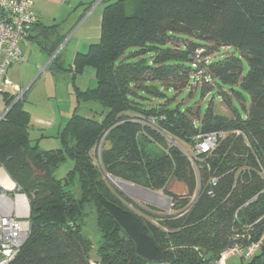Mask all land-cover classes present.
Here are the masks:
<instances>
[{
    "label": "trees",
    "instance_id": "obj_1",
    "mask_svg": "<svg viewBox=\"0 0 264 264\" xmlns=\"http://www.w3.org/2000/svg\"><path fill=\"white\" fill-rule=\"evenodd\" d=\"M62 40L59 36L50 53ZM230 48L238 55L219 56ZM88 65L95 69L96 85L77 87L78 105L58 135V148L44 150L33 142L26 93L15 101L4 92L9 110L0 120V166L29 197L32 224L11 264H92L93 243L83 233L91 206L102 235L97 249L102 264H210L225 250L260 241L264 0L107 3L100 40L76 54L70 71L75 77ZM200 84L203 97L216 90L233 116L208 108L201 117L198 109H170L169 99L156 105L146 96H162L159 87L177 94ZM243 92L251 98L248 108ZM232 97L243 105L244 116ZM92 101L107 109L102 120L78 113L81 103ZM212 132L222 136L209 151H199ZM67 158L73 166L58 178L55 171ZM109 177L161 191L172 209L137 204ZM172 181L188 192L171 189ZM261 241L247 264H264Z\"/></svg>",
    "mask_w": 264,
    "mask_h": 264
},
{
    "label": "rangeland",
    "instance_id": "obj_2",
    "mask_svg": "<svg viewBox=\"0 0 264 264\" xmlns=\"http://www.w3.org/2000/svg\"><path fill=\"white\" fill-rule=\"evenodd\" d=\"M116 0H36L35 9L40 14L44 26L50 29V38L59 35L63 37L54 53H50L44 48L42 42L33 40L28 47V57L22 66H18L16 72V81L27 89V95L24 98V108L31 114L30 134L34 143L38 142L41 149L49 150L61 146V139L58 136L64 128L69 118L74 113L78 102L76 97L77 87L80 89L93 88L96 85L95 69L88 65L84 68L81 74L73 76L74 70H71L76 54L88 51L90 45L100 40L101 34V18L102 10L107 3L115 2ZM53 27V28H52ZM56 33V34H55ZM58 53L57 61L50 63L53 55ZM227 53L238 52L234 48L229 50L221 49L220 57ZM215 54H212L214 57ZM50 63V64H49ZM38 66V68H37ZM47 66V68H45ZM61 66L60 70L58 67ZM57 67L55 69H52ZM45 68V69H44ZM44 69V70H43ZM67 69V70H66ZM200 85L192 89L185 88L183 91L175 94L173 90L165 87H159L162 96L146 95L149 101L159 105L169 99L167 107L170 109L179 108L182 111H187L189 108L199 110L202 117L208 108L217 115L227 117L233 116L232 109L228 108L221 95L216 90L211 91L206 97L202 96ZM245 96V105L248 108L251 103L250 95L243 92ZM151 98V99H150ZM213 102L210 104V100ZM232 105L241 115H245V109L241 102L232 97ZM5 102L4 92L0 91V115L4 113ZM107 112L99 102H83L79 106L78 113L91 117L96 120H102ZM60 128L58 129V127ZM59 130V131H58ZM56 144V145H55ZM55 146V147H54ZM73 166L71 158H67L56 169L55 174L58 178L65 177ZM117 179V178H115ZM114 187L122 190L123 185L114 178L109 177ZM120 180V179H118ZM121 182H124L121 180ZM171 189L181 194L188 192L187 186L183 183L172 181ZM74 191L79 194L78 183L74 185ZM126 195V194H125ZM161 197L165 199L164 206L171 210V200L161 193ZM17 200L16 197H14ZM136 202L144 204L141 199H134ZM142 206V205H141ZM135 205L137 210L142 207ZM143 206H149L144 204ZM155 208V207H154ZM88 215L83 226V233L88 236L93 243L91 250V259L99 261L97 249L102 241L101 232L97 226L96 210L93 206L88 207ZM143 210V209H141ZM156 222L157 219L151 216ZM158 225V224H157ZM264 238V234L262 239ZM261 239V240H262ZM255 242L248 247H242V254L233 253L228 255L224 262L220 259L211 262L210 264H247L251 257H246L247 249L252 245H256L262 241ZM167 264L166 262H149L147 264Z\"/></svg>",
    "mask_w": 264,
    "mask_h": 264
},
{
    "label": "built area",
    "instance_id": "obj_3",
    "mask_svg": "<svg viewBox=\"0 0 264 264\" xmlns=\"http://www.w3.org/2000/svg\"><path fill=\"white\" fill-rule=\"evenodd\" d=\"M35 1L0 0V91L14 95L15 101L23 99L27 89L10 79L8 72L14 64L24 61L21 44L39 22L40 17L34 7ZM220 136L221 132L206 135L198 144V150L209 151L216 145ZM170 203L172 207V200ZM18 207L23 209L25 216L21 217L17 213ZM31 228L30 202L27 194L17 184L11 190L0 187V264L12 263L27 242ZM259 248L260 243L252 245L247 249L245 256L248 258L253 256ZM242 252L239 246L225 250L220 261L224 262L230 254Z\"/></svg>",
    "mask_w": 264,
    "mask_h": 264
},
{
    "label": "crops",
    "instance_id": "obj_4",
    "mask_svg": "<svg viewBox=\"0 0 264 264\" xmlns=\"http://www.w3.org/2000/svg\"><path fill=\"white\" fill-rule=\"evenodd\" d=\"M34 7H35V5H34ZM36 12H37V10H36ZM39 17H40L39 22L33 28L30 35L26 39H24V41L21 44L23 54H24V61L22 63L14 64L8 72V77L10 79H12L17 84H19V83L16 81V79H17L16 77L19 76V74H18V72H16V69L18 68V66H22L24 64V62L26 61V58L28 57V47L30 46V44H32L33 40H38V41L42 42L44 48L47 49L49 52H51L50 48L53 47V45L56 43V41L60 35V34L56 35V36L53 35L52 36L53 39H51L50 38V30H48V28L44 27V24L42 22L40 14H39ZM58 50L60 51V48ZM58 50H57V52H58ZM50 60H52V59H50ZM50 63H51V61H50ZM37 68H38V66H37ZM45 68H47V66ZM19 85L21 86V84H19ZM26 95H27V92H26ZM5 111H6V104H5L4 113H5ZM2 115H0V116H2ZM59 128H60V126L58 127V129ZM124 182H125V184L123 185L122 190L132 200L141 199V201H144V204H146V205H149L151 207H155L157 209H161L164 211L168 210L166 208V205L165 206L163 205L165 203V199H163L161 197V193H162L161 191H154L151 189H147V188L135 185V184L127 182V181H124ZM15 184H16V182L11 178V176L9 175L7 170L3 166H0V187L5 188L7 190H11ZM165 197H167V196H165ZM137 204L144 205L143 203H140V202H137ZM16 211L19 215H21V217L26 215L24 213L23 209L20 207H18ZM91 263L92 264H98L97 261H93L92 259H91Z\"/></svg>",
    "mask_w": 264,
    "mask_h": 264
},
{
    "label": "bare ground",
    "instance_id": "obj_5",
    "mask_svg": "<svg viewBox=\"0 0 264 264\" xmlns=\"http://www.w3.org/2000/svg\"><path fill=\"white\" fill-rule=\"evenodd\" d=\"M111 178H113V177H111ZM114 180H115V181L117 180V183L119 182V183L122 184V185L125 184V182H121V180H118V179H115V178H114Z\"/></svg>",
    "mask_w": 264,
    "mask_h": 264
},
{
    "label": "water",
    "instance_id": "obj_6",
    "mask_svg": "<svg viewBox=\"0 0 264 264\" xmlns=\"http://www.w3.org/2000/svg\"><path fill=\"white\" fill-rule=\"evenodd\" d=\"M9 108H10V107H9ZM8 110H9V109H7L6 112H5L2 116H0V120H1L2 118H4V116L6 115V113H7Z\"/></svg>",
    "mask_w": 264,
    "mask_h": 264
}]
</instances>
